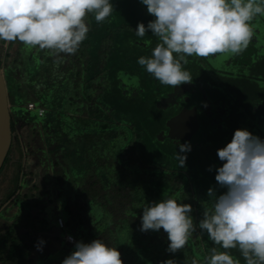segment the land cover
Instances as JSON below:
<instances>
[{
  "label": "trees",
  "instance_id": "1",
  "mask_svg": "<svg viewBox=\"0 0 264 264\" xmlns=\"http://www.w3.org/2000/svg\"><path fill=\"white\" fill-rule=\"evenodd\" d=\"M110 2L113 12L104 22L98 24L94 14L86 16L89 32L74 55L57 57L48 50L27 48L18 40H0V61L6 69L17 125L30 149L29 160L52 161L60 168L63 177L55 175L56 185L61 184L58 197L82 194L85 198V204H80L82 213L69 209L71 202L64 205L67 219L63 213L60 216L66 227L58 225L60 216L57 225L80 232L79 238L71 233L76 241L102 239L115 246L123 264H162L168 259L174 264H207L214 247L245 264L238 248L214 245L199 227L183 249L170 253L163 229L143 232L140 226L143 206L168 197L191 204L198 225L204 208L211 207L208 189L214 188L217 196L226 191L215 180L216 168L222 165L217 149L230 142L238 128L264 139V15L251 21L253 38L241 54L187 57L183 67L193 79L173 88L162 85L138 64L139 57H150L159 43L151 32L143 38L135 33L139 22L147 25L154 19L147 7L141 0ZM257 3L264 4V0ZM214 61L227 63L226 67L215 68ZM31 66L35 68L28 72ZM30 102L43 107L44 114L28 109ZM184 105L191 109L189 117L195 118L190 134L187 129L172 134L171 120ZM34 123L43 125L37 138ZM17 132L13 128L15 138ZM40 133L42 154L32 148ZM178 142L191 145L184 167L176 159ZM87 152L111 181L110 192L106 185L100 186L109 198L104 205L97 204L94 196L96 177L89 180L94 192L84 188L89 171L83 169L82 160ZM11 153L0 171V183L9 172L13 179L0 198V264H32L40 255L38 239L52 228L38 215L41 211L44 217L48 215L50 194L43 191L36 197L37 186L32 185L36 192L24 186L23 175L30 177L33 172H24L21 165L14 172ZM35 165L40 166L38 161ZM39 198L44 201L38 202ZM86 203L91 204L92 218L86 216ZM81 215L83 223L79 220L78 226ZM72 251L74 243L65 242L43 264H61Z\"/></svg>",
  "mask_w": 264,
  "mask_h": 264
},
{
  "label": "clouds",
  "instance_id": "2",
  "mask_svg": "<svg viewBox=\"0 0 264 264\" xmlns=\"http://www.w3.org/2000/svg\"><path fill=\"white\" fill-rule=\"evenodd\" d=\"M141 3L154 19L147 25L139 22L135 33L143 38L151 32L159 43L150 57H139L138 64L162 85L173 88L193 79L183 67L187 57L241 54L253 38L251 21L258 14L264 15V4L257 0ZM113 8L110 0H0V40H18L27 48L48 50L57 57L74 55L89 32L86 16L94 14L99 24L111 16ZM30 103L36 107L29 108ZM30 103L28 109L39 114L43 107ZM178 147L176 159L179 167H184L191 145L178 142ZM217 156L222 165L216 168L215 180L226 191L217 196L214 188L208 189L211 207L204 208L198 225L191 215V204L168 197L143 206L140 230L163 229L169 240L166 251L176 253L199 227L214 245L225 250L238 248L245 264H264V139L238 128L231 141L217 149ZM68 239L74 243V251L61 264H123L120 251L102 239L88 243ZM37 248L43 250L40 245ZM206 260L207 264H240L229 252H218L215 247Z\"/></svg>",
  "mask_w": 264,
  "mask_h": 264
},
{
  "label": "rangeland",
  "instance_id": "3",
  "mask_svg": "<svg viewBox=\"0 0 264 264\" xmlns=\"http://www.w3.org/2000/svg\"><path fill=\"white\" fill-rule=\"evenodd\" d=\"M7 43H5L4 48H6ZM2 62V61H1ZM212 66L215 68L220 66L226 67L227 63H222L220 65V63H215L212 62ZM3 64V62H2ZM211 65V64H210ZM34 66H31L28 68V72L29 70H34ZM30 70V71H31ZM242 72L246 73V70H243ZM190 110V113L188 115V117L191 114V109L188 105H184L181 107V109H179L178 111H176V113L174 114V119L176 117H178V119H181V122H178V125H182V129H187L185 132H187L188 134H190L188 131L191 130L190 125H193V120L195 118H193V116L191 117H187V112ZM182 115L186 116V120L184 122H182ZM32 115H30L31 118ZM35 125H37L36 123H34ZM37 132L35 134V138L38 137V130L40 129L41 131H43V125H37ZM181 129V130H182ZM17 133H18V137L17 139L14 141V150H13V156H14V160H12V164H13V169L14 172L17 171V168L19 165H21V170L22 168H24V172L25 171H32L33 175L30 177H25L26 175H23V182H24V186L29 187V189H31L32 191L36 192L35 188H32V185L37 186V189L39 191H37L35 193L36 197H39V195L45 191L47 194H50V199L48 202V207H47V216L44 217V214H42L41 212H38V215L41 218H46L48 220V228H51V230H48L47 232H45L39 239L38 241L40 242L41 240L44 241L43 244H41L40 247H42V251L39 250V258L41 257V254H52L54 252L57 251L58 246H63L65 244V242L63 241V237L67 234V233H74L76 235V237H80V232H78L76 229L71 230L69 227H67V229H61L57 223H56V218L58 216L61 215V213H63V215L65 216V218L67 219V213L63 212V206L66 204H70V197L71 195L66 194L63 198H60L57 196V186L60 187V183H58L56 185L55 182V175L56 177H60L62 178V174H61V170L60 168H57L54 166L53 162L50 161L48 164L44 161L41 160L39 158L33 157L31 160H29V148L26 144V141L24 140L21 131L19 130V126L17 125ZM182 136V134H181ZM40 137H43L42 133H40V136L38 138V142H36L34 144V146L32 147L33 149H35L39 154H42V145L43 142L42 140H40ZM90 152L86 153V160H82V167L83 169L86 168L85 170L89 171L88 175L85 176L86 179V183L84 188L86 190H89L91 192H94V186L92 184H90L89 180H91L92 177H96V179H98V184H97V189H96V193H95V197L97 198L98 202L97 204L99 205H104L105 201L109 198H107V196L105 195V191L101 190V185L104 184L106 185L107 190L110 192L109 188L110 186V180L107 179L106 175L104 176V172L101 168H99L95 162H93V160H91V155H89ZM38 161L40 166H36L35 162ZM14 177V176H13ZM21 179H22V175H21ZM13 182L12 179V173L9 172V175L5 178L4 182L2 183V186H0V198H2L4 196V192H5V188L10 186L11 183ZM63 182H66V179L63 178ZM105 182V183H104ZM4 184V186H3ZM81 184V183H80ZM28 185V186H27ZM73 190H68V193H72ZM59 199H61V202H59ZM85 198L82 196V194H78L77 195V203L73 205V203H71L69 205V209H72L73 212L77 211L78 213H82V208L80 206V203L83 202ZM44 199L39 198L38 202H43ZM69 201V202H68ZM60 204H59V203ZM87 206L85 209L86 211V216L89 214V217H93L91 215V213H89L88 209L89 206H91V204L86 203ZM100 207H98L97 209H99ZM108 211H111L110 209H108ZM72 212V213H73ZM92 212V211H91ZM96 213V212H95ZM99 216V215H98ZM82 215L79 217L77 224L78 226H80V222H81V218ZM80 220V222H79ZM76 222V221H75ZM52 223V224H51ZM83 223V222H81ZM90 226V225H89ZM82 227V225H81ZM39 230H42L43 228L39 227ZM56 235V237H55ZM76 241V240H75ZM63 242V243H62ZM49 243V244H47ZM36 258V257H35Z\"/></svg>",
  "mask_w": 264,
  "mask_h": 264
},
{
  "label": "water",
  "instance_id": "4",
  "mask_svg": "<svg viewBox=\"0 0 264 264\" xmlns=\"http://www.w3.org/2000/svg\"><path fill=\"white\" fill-rule=\"evenodd\" d=\"M11 109L8 79L4 73L2 62L0 61V171L12 147L13 131L11 126ZM171 121L170 132L172 134H180L181 131L184 130L182 129V125H178V122H181V119L173 118Z\"/></svg>",
  "mask_w": 264,
  "mask_h": 264
},
{
  "label": "flooded vegetation",
  "instance_id": "5",
  "mask_svg": "<svg viewBox=\"0 0 264 264\" xmlns=\"http://www.w3.org/2000/svg\"><path fill=\"white\" fill-rule=\"evenodd\" d=\"M2 67H3V69H4V73H5V75H6V69L4 68V65H2ZM6 77H7V75H6ZM9 101H10V108H12L11 109V113H12V123H11V126H12V131H13V128H14V130H17V124H18V122L16 121L17 120V116H16V113L13 111V107H12V103H11V99H10V92H9ZM13 134V138H12V147H11V149H10V151H9V153H8V155L7 156H9V154L11 153V155L13 154V150H14V141L17 139V138H15V134L14 133H12ZM2 185V183H0V186ZM1 194V193H0ZM77 196H74V197H72L73 199H75ZM71 197H70V200H73ZM64 241V240H63ZM53 254V253H52ZM52 254H41V257L39 258V256L40 255H38V261H33V263L32 264H43V263H46L48 260H50V258H51V256H52Z\"/></svg>",
  "mask_w": 264,
  "mask_h": 264
},
{
  "label": "built area",
  "instance_id": "6",
  "mask_svg": "<svg viewBox=\"0 0 264 264\" xmlns=\"http://www.w3.org/2000/svg\"><path fill=\"white\" fill-rule=\"evenodd\" d=\"M35 107H36V105H35L34 103H30V104H29V108L33 109V108H35ZM38 112H39L40 115H42V114L44 113V108L39 109ZM57 222H58V225H59L60 227H62V228H65V227H66V221H65V219H64L63 216H60V217L58 218V221H57ZM69 237H72L74 241L76 240V238H75L74 235H72L71 233H68V234H66L65 237H64V238H65V241L68 242V243H73V242H71V241L68 239Z\"/></svg>",
  "mask_w": 264,
  "mask_h": 264
},
{
  "label": "crops",
  "instance_id": "7",
  "mask_svg": "<svg viewBox=\"0 0 264 264\" xmlns=\"http://www.w3.org/2000/svg\"><path fill=\"white\" fill-rule=\"evenodd\" d=\"M72 198V197H71ZM73 199V198H72ZM69 200V199H68ZM74 200V199H73ZM73 203V205L74 204H76L77 203V201H76V199L74 200V202H72ZM83 203V202H82ZM82 203H80V204H82ZM85 204V203H84ZM84 204H82V205H84Z\"/></svg>",
  "mask_w": 264,
  "mask_h": 264
}]
</instances>
